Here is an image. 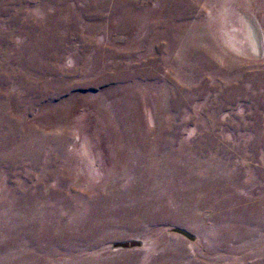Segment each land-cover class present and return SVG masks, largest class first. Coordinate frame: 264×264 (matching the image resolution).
Returning <instances> with one entry per match:
<instances>
[{"label": "rangeland", "instance_id": "obj_1", "mask_svg": "<svg viewBox=\"0 0 264 264\" xmlns=\"http://www.w3.org/2000/svg\"><path fill=\"white\" fill-rule=\"evenodd\" d=\"M0 264H264V0H0Z\"/></svg>", "mask_w": 264, "mask_h": 264}, {"label": "water", "instance_id": "obj_2", "mask_svg": "<svg viewBox=\"0 0 264 264\" xmlns=\"http://www.w3.org/2000/svg\"><path fill=\"white\" fill-rule=\"evenodd\" d=\"M175 231L192 238L191 235H189L187 232H185V231H183L181 229H176ZM137 244H138V241L131 240V241H124V242L117 243L116 246H121V247H124V248H128V247H131V246H135Z\"/></svg>", "mask_w": 264, "mask_h": 264}, {"label": "bare ground", "instance_id": "obj_3", "mask_svg": "<svg viewBox=\"0 0 264 264\" xmlns=\"http://www.w3.org/2000/svg\"><path fill=\"white\" fill-rule=\"evenodd\" d=\"M252 36H254L253 34H252ZM255 40V39H254Z\"/></svg>", "mask_w": 264, "mask_h": 264}]
</instances>
